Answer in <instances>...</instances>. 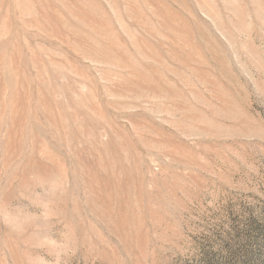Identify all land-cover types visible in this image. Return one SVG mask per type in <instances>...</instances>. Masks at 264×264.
<instances>
[{"label":"rangeland","instance_id":"374dc122","mask_svg":"<svg viewBox=\"0 0 264 264\" xmlns=\"http://www.w3.org/2000/svg\"><path fill=\"white\" fill-rule=\"evenodd\" d=\"M0 264H264V0H0Z\"/></svg>","mask_w":264,"mask_h":264}]
</instances>
